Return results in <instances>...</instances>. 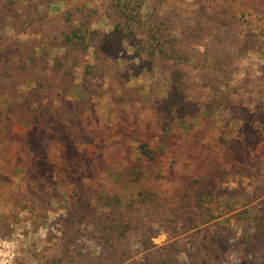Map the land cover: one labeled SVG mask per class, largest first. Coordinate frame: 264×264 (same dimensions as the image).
Returning <instances> with one entry per match:
<instances>
[{"label":"rangeland","instance_id":"374dc122","mask_svg":"<svg viewBox=\"0 0 264 264\" xmlns=\"http://www.w3.org/2000/svg\"><path fill=\"white\" fill-rule=\"evenodd\" d=\"M65 1L53 0L49 13L61 11ZM153 11L178 16L176 25L182 22L215 31L219 41L234 33L239 46L245 38L252 43L231 56L225 70L228 75L220 74L217 80L219 88L203 87L201 83H208L207 71L188 66L176 94L167 74L137 71L136 60L130 59L132 50L124 44L123 62L103 73L86 69L85 81L92 86L90 102L79 107L83 112L75 121H56L52 138L39 134L35 140V129L8 111V104L19 101L17 91L29 85L0 96V237L9 240L11 264H61L63 251L57 246L72 178L91 192L118 195L128 210L138 208L131 202L141 186H149L155 192L151 201L141 205L147 209L140 214L141 229L151 235L152 246L182 244L174 254L179 263L190 261L191 247L199 244L207 230L224 238L214 249L218 258L212 264H264V0H143L140 14L149 16ZM99 27L109 28L104 23ZM1 33L22 42L33 38L29 32L14 34L8 24ZM197 45L202 52L201 44ZM127 68L125 80L117 72ZM80 73H74L72 95L78 93ZM93 75L97 77L91 80ZM4 83L0 81V87ZM139 142L155 152L153 162L137 160ZM73 152L81 157L79 165L89 166L81 181L65 169ZM32 156L37 168L33 176L27 172ZM182 179L189 183L182 185ZM202 186L211 193L209 200L192 199L191 214L174 223L179 194ZM41 188L61 199L44 202ZM183 199L184 204L190 202ZM203 218L207 220L201 222ZM90 239L84 238L86 245L99 252ZM126 240L121 244L126 248L120 264L132 260L163 264L168 259L156 255L148 260L151 249L145 250L140 239L129 236Z\"/></svg>","mask_w":264,"mask_h":264},{"label":"trees","instance_id":"16d2710c","mask_svg":"<svg viewBox=\"0 0 264 264\" xmlns=\"http://www.w3.org/2000/svg\"><path fill=\"white\" fill-rule=\"evenodd\" d=\"M142 2L143 0H66L61 11L50 14L53 0H0V64L5 68L4 74L0 75V81L6 82L0 87V96L17 91L24 84L29 85L24 91H17L18 102L7 106L10 113L16 114L24 120L26 126L35 129V140L39 138V134L46 138L55 137L57 129H53V125L56 121H75L82 114L83 110L79 107L87 105L92 95L89 92L92 88L91 82L85 81L86 69L90 67L103 73L113 64L123 62L126 56L124 44L132 50L130 59L136 60L137 71L167 74L171 90L176 94L180 91L177 83L182 82V75L188 66L207 71L208 74L204 72V75L208 78V83L204 81L203 75V87L212 90L219 88L220 83L217 80L221 75H228L225 70H228L226 64L231 56L242 52L243 48L252 43L245 38L244 43L239 46L234 33L226 41H219L213 35L215 31L211 33L199 25L187 27L182 22L176 25L178 16L168 12L160 15L153 11L151 15L143 16L140 14ZM101 23L108 26V30H101ZM7 24L14 34L29 32L33 38L22 42L4 37L1 32ZM197 44H201L202 52L197 50ZM231 46L235 47L230 53ZM88 59L90 63H86ZM77 70H81L83 77L77 86L78 93L72 95L74 80L77 79L74 73ZM127 71L128 68L117 73L126 80L123 74ZM96 77L97 75H93L91 80ZM101 77L103 76L100 75L99 78ZM71 96L76 98L70 99ZM30 144L27 143L26 147L33 151ZM136 151L137 160L142 159L146 163L155 160V152L147 143L139 142ZM80 158L73 152L67 159L71 164L65 169L81 181L89 166L79 165ZM84 159L88 161L86 157ZM28 163L30 165L27 172L33 176L37 171L34 167V156ZM137 166L140 167L141 163L138 162ZM139 176L142 179L143 173ZM72 179L60 244L57 246L58 251H63L61 264H120L126 248L121 244L129 236L140 239L145 250L151 249L146 255L148 260L158 255L168 258L161 261L163 264H185L174 258V254H178L183 247L182 244L152 246L151 235L141 229L143 218L140 214L143 209L147 210L141 205L145 201H151L155 192L149 186H141L138 197L131 202L138 208L128 210V206L118 195L105 191L91 192L85 188V183L82 184L77 178ZM196 182L199 183L198 179ZM184 183L189 181L182 179L181 184ZM206 190L202 186L189 194H183L184 196L179 194L180 210L173 213L176 216L173 222H180L191 214L192 199L196 202L200 199L208 201L211 193ZM39 191L44 202L59 197L43 188ZM184 197L189 198L190 202L184 204ZM201 220L205 222L207 219ZM82 226L85 228L82 229ZM84 238H91V243L100 253L90 250ZM223 240L220 235L216 237L215 234L204 231L199 244L191 247L194 252L186 264L215 263L218 257L214 249ZM262 257L264 260V245ZM130 264L144 263L132 260Z\"/></svg>","mask_w":264,"mask_h":264},{"label":"built area","instance_id":"2783aa9c","mask_svg":"<svg viewBox=\"0 0 264 264\" xmlns=\"http://www.w3.org/2000/svg\"><path fill=\"white\" fill-rule=\"evenodd\" d=\"M13 253L9 252V240L0 237V264H11Z\"/></svg>","mask_w":264,"mask_h":264}]
</instances>
